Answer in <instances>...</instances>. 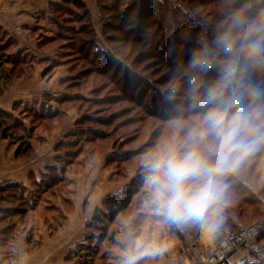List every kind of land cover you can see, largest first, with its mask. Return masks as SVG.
<instances>
[{
	"label": "rangeland",
	"instance_id": "rangeland-1",
	"mask_svg": "<svg viewBox=\"0 0 264 264\" xmlns=\"http://www.w3.org/2000/svg\"><path fill=\"white\" fill-rule=\"evenodd\" d=\"M78 1L85 8L75 4V0H70L72 3L51 1L48 5V12L52 13L48 31L40 28L32 34L21 27L3 28L0 24V45L5 48L1 51L4 63L0 68V100L14 99L15 94L20 96L9 107L12 118L0 127V169L19 174L32 168L25 181H12L0 186V226L11 225V244H17L22 231L26 233L29 244L23 253H17L16 248L9 249V240L4 250H10L9 264H25L35 248H50L58 235L62 238L61 232L68 235L67 231L76 229L69 218L76 217L80 212L83 219L81 225L84 227L86 220L88 235L85 243L77 245L65 258L71 264H105L106 260H101L107 247L116 248V252H122L120 256H124V245L119 242L122 236L135 245L140 241L144 245H156L160 250L161 264L164 261H169L165 263L169 264L178 259L169 254L170 246L178 243L166 234L164 223L158 217L162 214L151 202L154 188L149 183L148 165L165 156L169 150L177 153L185 151L183 145L189 132L200 128L203 115L211 106H192L194 97L189 81L192 74L197 76L195 78L200 81L197 82L199 92L196 95L202 98L208 85L203 71L191 64L187 72L171 73L174 71L172 65L167 67L158 61L154 64V57L141 59L142 52L147 50L143 42L128 41L129 37L137 38L142 32L139 28L143 29L137 19L147 10L136 8L139 5L137 2L166 7L154 8L155 12L149 13L152 16L148 17L145 12V16L141 17L149 24L148 34L155 33L161 50L165 36H170V33L176 36L171 31L168 33L166 26L176 25L183 20L182 16L188 14L200 15L205 28V32L198 34L200 38L209 36L212 32L207 29L216 25L223 34L220 36L227 35L231 39L236 54L254 58V61L258 58L261 63L264 56L258 52L264 49V9L253 12L252 4L244 5L227 20L219 21L218 15L222 11L213 8L216 3L207 0L200 4L196 0H135L132 21L115 30L109 27L103 29L101 15L110 18L111 12L102 10L101 3L96 0L94 4L92 0L88 5L87 0ZM128 9L131 10H120L128 14ZM84 17L86 20L80 21ZM161 23L164 30L158 34ZM238 23H244L243 28L232 33V29L238 28ZM82 24L87 27L84 32ZM64 26H67L66 29H63ZM142 26L146 28L147 25ZM183 29L185 32L188 25ZM242 30H245V35ZM255 32H263L257 39L260 48L256 53H252L248 43L238 47L236 41L243 38L246 41ZM34 35L38 37L33 50L29 51L28 44L20 49L18 40L24 36V40L34 43L31 41ZM214 35L217 37V32ZM90 40L95 42L94 49L103 53L99 59L83 49L86 41ZM186 47V44L182 45L176 51L180 54L179 58H186ZM102 62L104 68H100ZM129 69L136 75L125 76ZM221 77L213 83L219 82ZM236 82L240 83L239 78ZM19 86L21 88H15ZM259 86L262 90L263 87ZM227 92L241 96L239 109L248 106L247 86L238 85L234 91L230 86ZM151 109L157 110V115L164 119L157 118ZM232 114L233 111L229 117ZM250 125L257 130L256 126ZM4 127L8 128L6 135L3 134ZM212 142V137L204 141L206 144ZM208 155L212 161L215 160L213 154ZM263 162L254 155V150L246 155L234 153L230 159L232 166L217 175L219 199L211 205V209L208 208L213 217L209 225H205L206 228L212 226L210 232L214 230L216 239L212 245L219 244L226 231H236L235 224L250 227L264 220ZM237 178L241 179V184L245 182L242 184L245 190L236 185L234 180ZM127 182H133V189L123 192L121 197L116 196L114 204V199H111L115 196L112 194L116 192L114 187ZM230 184L237 186V191L241 190V193L238 194ZM258 199L261 200V215H258ZM98 200L100 205L96 206ZM115 211L117 213L111 220V213ZM5 214L7 220L3 222ZM134 216L140 217L137 225L131 224ZM198 221H189L185 225L208 251L207 248L212 245H206L192 231ZM220 222L224 226L220 227ZM123 225L127 226L126 230ZM0 228L3 230L4 227ZM39 232L45 236L40 237ZM182 237V250L186 251V239L183 234ZM128 242L126 245L131 247ZM260 242L262 253L241 249L234 252L228 260L229 264H264V235ZM80 246L90 247V250L77 253ZM186 254V264H192L188 251ZM114 255L115 251L111 257ZM208 256L211 259L210 250Z\"/></svg>",
	"mask_w": 264,
	"mask_h": 264
},
{
	"label": "clouds",
	"instance_id": "clouds-1",
	"mask_svg": "<svg viewBox=\"0 0 264 264\" xmlns=\"http://www.w3.org/2000/svg\"><path fill=\"white\" fill-rule=\"evenodd\" d=\"M218 46L225 55L235 57L233 43L227 35L219 37ZM250 47L252 53H256L260 43L254 41ZM193 65L204 72L215 66L207 53L194 60ZM237 70V63L230 62L220 81L208 86L202 98L196 95L199 86L193 80L190 88L194 97L192 106H211L203 115L200 128L189 132L183 145L185 151L177 153L169 150L165 156L148 165L149 183L154 188L151 202L167 220L176 224L203 219L208 208L219 199L216 177L232 166L230 159L233 154L246 155L264 142V133L256 136L257 130L251 127L248 117L239 110L241 96L227 92ZM234 109V114L229 117ZM249 136L253 138L249 139ZM207 137H212L213 142L204 143ZM208 154H213L215 160L212 161ZM156 250L154 244L144 245L140 241L135 254H125L124 264H136L140 256L152 255Z\"/></svg>",
	"mask_w": 264,
	"mask_h": 264
},
{
	"label": "trees",
	"instance_id": "trees-1",
	"mask_svg": "<svg viewBox=\"0 0 264 264\" xmlns=\"http://www.w3.org/2000/svg\"><path fill=\"white\" fill-rule=\"evenodd\" d=\"M65 1L68 3H72V2H70V0H65ZM75 1H76L75 4H77L78 6L82 5L79 7H84V4L82 2H80L78 0H75ZM106 1H108V0H97L98 4L101 3V9L102 10L111 12L110 18L104 16L103 14L101 15V20L103 23V29H105L106 27H109V28H113L116 30L117 27H119V26L129 25L130 21H132V19H131L132 13L134 11L133 9L135 8L134 5L136 4L135 0L134 1L131 0L132 2H130V0H111L109 3L103 4V2H106ZM202 1L203 0H196L197 4H200ZM207 1L211 2V3H216L213 8H219L216 10H219V12L222 11L218 15L219 21L227 20L229 17L234 15L236 10L240 9L244 5L252 4L253 12H255V11L257 12L259 9H264V0H207ZM137 3L139 5L136 8H144L145 10H147L145 12H147V14L149 15L148 17L152 16V14H149V13H151L153 11L155 12L156 8H158V9L166 8L164 6L162 7L161 5L153 6L152 4L150 5V3H147V2H140V3L137 2ZM149 7L152 9H154V8L155 9L150 10ZM121 8H131V10L128 9L129 12L127 14L125 10L121 11L120 10ZM222 8H226V9L223 11ZM145 12H143L141 14L140 18L137 19L141 23V27L143 28V29L139 28V30H141L142 32H140V34L137 35L138 36L137 38L134 37V38L130 39V37H129V39H128V41H130V40L132 41V39H134L132 42H140V43L143 42V44L147 47V50L142 52V54H141L142 58L141 59H143L144 57H154V59H155L154 64H155V61H158L159 63H163L167 67L173 66L174 71L171 73L180 74V71H182V70H185L186 72L188 71V69L190 70L191 64H193L194 59L202 58L207 53V54H209V57L213 60L214 65H215L213 68L209 69L207 72L203 71L205 73V75H204L205 76V78H204L205 82H207L206 84H208L207 87L210 85H213L214 84L213 81L215 79L219 78L221 75H223V73L226 71V68H227V65L229 64V62H236L238 70H237L236 78L232 84L233 86L231 85L232 91H234V88H236L238 85H242V84L247 86L249 89V92L246 93V95H247L246 96V102H247V104L248 103L249 104L247 107L240 108L239 110H241L248 117L249 123H251L257 127V131L255 133L256 136H259L260 134L264 133V62L261 63L258 58H256V60H255L257 62H255L254 58H249L248 56H245V55H242V56L238 55L235 53L234 48H233V53L236 54L235 57L225 55L220 50V48L218 46V39H219V37H221L220 34L222 32H220L218 30V27L215 24H213L215 26H210L209 29H207V31L210 30L212 32V33H209V36H205V38H203V37L200 38L199 37L200 35H198V34L201 31L205 32L204 20H203V17H201L200 15H198L199 17H197L195 15L188 14V16H182L181 18L183 20H179L176 25H173V23H172V24L166 26L167 32L170 33V31H171V32H173V34H176V36L174 37V35H171V33H170V36L169 35L165 36L164 43L162 44L163 49L161 50L159 44L156 43L155 33L154 34H152V33L148 34L147 29H149L148 28L149 24H148V22L146 23L141 18V17L145 16ZM85 20H86V17H84L80 21L84 22ZM133 22H135V20H133ZM163 23L160 24V27L157 30L158 34L164 30ZM244 23L243 24L238 23L237 24L238 28L235 27L234 29H232V33L238 32L240 28H243L242 26L244 25ZM142 25H147V26L145 28ZM185 25L186 26L188 25V29L184 32L183 26H185ZM66 27L67 26H64L63 29H66ZM86 28H87L86 25L82 24V28H81L82 32H84V30ZM72 30L77 31L75 28H72ZM261 31H263V30H261ZM215 32H217V37H215V35H214ZM242 32H243V35L246 34L245 30H242ZM242 32H241V34H242ZM230 33H231V31L229 32V34ZM132 34H131V36H132ZM262 34H263V32L262 33L255 32V33L249 35V37L246 41L245 40L243 41V39H244L243 38V39H239L238 41H236V43L238 44V47L240 44H243V43H248V45L250 46L254 41H258L257 39L259 38V36L261 37ZM183 35H185L184 38H183ZM221 35H223V34H221ZM108 39H109V37H108ZM205 39H207V40H205ZM139 40H141V41H139ZM185 44L187 46L186 47V49H187L186 50V58L181 59V58H179L180 54H178L176 51H178L179 48ZM94 46H95V42H93V40L92 41L90 40L89 42L86 41V43L83 45V49H85V51H86V53H88V55L92 54L94 57L99 59L103 53H101L100 51H96L94 49ZM4 49L5 48H3L2 45H0V68L2 67V65L4 63L3 55L1 54V51H3ZM258 53L260 55H262V57H263L264 56V49H263V51H259ZM103 63L104 62H102L100 64V68H104L105 65ZM129 70L126 71L125 76H128V75L132 76L133 74H135L132 70H130V71ZM199 71H201V70H199ZM195 77H197V76H193V74H192L191 79L189 81L190 82L189 85L192 84L193 80H195L196 82L200 81V80H197L198 78H195ZM135 78H136V76H135ZM137 78H138V76H137ZM178 78H179V76H178ZM238 78L240 80V83L236 82ZM189 85L187 84V87H189ZM259 85H261V87H263L262 90L260 89ZM151 110L154 111L153 114H155L157 118H160L161 120L164 119V118H162V116L157 115V110H154V109H151ZM233 112H235V109L233 110ZM40 115H42V114H40ZM36 116H38V114ZM11 118H12L11 113H9L8 111H4V110L0 109V127L3 126L5 121H7L8 119H11ZM16 124L19 125L18 122H16ZM7 131H8V128L4 127L3 134L6 135ZM251 138H253V137L250 136V139ZM254 155L257 156L259 160L264 161V142H261V144L257 146V148L254 150ZM213 161H214V159H213ZM263 166H264V162H263ZM234 182L236 183V185L239 184V186H241L245 190V186L242 185L243 183L245 184V182H242V184H241V179L237 178L234 180ZM230 185H231L230 187L232 189L237 191V188H236L237 186L235 187V186H233V184H230ZM14 187H16V186H13V188ZM240 191L241 190H238L237 193L238 194L241 193ZM261 191H263V189L260 190V194H261ZM116 198H117L116 196H113L111 198V199H114V204L116 203ZM245 201H247V200H245ZM249 201H250V199H248V202ZM260 201H261L260 199H258L256 201L258 209H259ZM121 202L123 203V201H121ZM1 209H3V208H1ZM120 209H122V208H120ZM116 213H117V211L111 213V218H110L111 220L114 219L113 217H114V215H116ZM260 213H261V210L259 209L258 215H261ZM6 216H7V214L3 215L2 216L3 220H1V221L5 222L7 220ZM0 227H4V228H2L3 230H0V264H3L5 261H9L11 259L10 254H9L10 250L5 251L4 248H6L8 241L12 240L11 238L13 236V232L11 230L10 224H7V226L4 225V226H0ZM79 248L80 249H78L77 253H81V251L85 252L87 250H90V247H87V246H80ZM86 255L92 256L91 253H87ZM80 264H84V263H80Z\"/></svg>",
	"mask_w": 264,
	"mask_h": 264
},
{
	"label": "crops",
	"instance_id": "crops-1",
	"mask_svg": "<svg viewBox=\"0 0 264 264\" xmlns=\"http://www.w3.org/2000/svg\"><path fill=\"white\" fill-rule=\"evenodd\" d=\"M51 1H55V0H0V13L3 14V16H1L0 14V24H3V28L21 27V29H23L24 31L25 30L30 31L32 34L33 33L36 34L35 31L40 28L44 29L45 31H48L49 25H50L49 21L51 20L50 18L52 17V13L48 12L50 11V9L48 8V5L49 3L51 4ZM93 2L94 4H96V0H93ZM86 3H88L89 5V3H92V0H87ZM4 6L10 7V8H3ZM39 16H42V17H39ZM31 37L33 38L31 39V41H34V43H29L26 40H24V36L18 40L20 49H22V47H25L28 44L29 51L33 50L34 45L36 44L35 42H37L35 41L36 37L38 36L34 35ZM15 88H21V86L15 87ZM18 98H20L18 94H15L14 99L13 98L12 99H8V98L2 99L1 98L2 100H0V109L4 111H8L12 103L16 101ZM0 164H2V161H0ZM23 164L25 163H22V165ZM25 165L28 166V164H25ZM34 165L36 164H33L32 166ZM31 169L32 168H28L27 170L19 174H15L12 171H9L7 169H0V186L5 183L12 182V181H25L27 178V173L31 171ZM118 185L119 184L116 185L117 187L116 186L114 187L116 188L115 190L117 193L112 192V194H115V196L117 197H121V194H123V192L129 189H133L134 184L133 182L132 183L127 182V183H121V186L119 185V187ZM105 198L106 197H104L103 200ZM65 200L68 202L70 201V199L68 198H65ZM95 204L96 206H99L100 201L99 200L96 201ZM211 207L212 206H210V209ZM77 217L79 219H77ZM81 217L82 216L80 212L77 214L76 217L71 216L69 219H71V223L72 225H74L76 229L67 231L69 232V233L66 232L68 235H66L65 232H61L62 238L65 235L64 238L62 239L58 235L56 238L57 240L55 241V243H53L50 246V248L49 247L45 248L46 246L43 248H35L34 249L35 251L31 253L29 260L25 264H71V262H69L68 259L65 260V258H68V255L71 252V250H74L77 245L85 243V240L87 239L86 236L88 235L87 231L85 230L86 220H84V224H83L84 227H82L81 223L83 219ZM158 217H160V220L164 223L166 234L167 235L169 234L170 237H174L173 238L175 239L174 241L179 244V245L173 244V246L172 245L170 246V249H169L170 256L172 255L174 257H177L178 259L176 261L173 260L169 264H186L184 255L187 256V254H186V251L182 250V246H181L182 241H183V237L181 234L182 232L180 231L181 224H176L170 220H167L162 215ZM212 217L213 215L209 213L208 211L203 217V219L200 220V222L198 221L197 224L193 225L192 231L195 234H197L199 238L202 239L206 245H212V243H214L216 239V237L213 236L214 230L212 229V232L209 231V229H211L212 226L208 228L205 227V225H209L208 224L209 220H211ZM132 221L133 222H131V224L137 225L138 224L137 222L140 221V217L136 218V216H134ZM219 226L220 227L224 226V224L220 222ZM122 228H125L126 230L127 226L123 225ZM18 229L17 231L20 232L21 229L20 228ZM39 235H41L40 237L42 238L45 236L42 232ZM33 240L34 242L36 241L35 239ZM127 240L128 238L124 236H122V238L120 237V240H119V242L122 245H124L123 248H125L124 249L125 252H123L124 256H120L122 252H116L117 250L116 248L107 247L105 255L102 258L103 260H101V262L106 260L104 262L105 264H124V260L126 259L125 254L126 253L135 254V251L137 248V245L133 244L132 241L128 242ZM127 242L130 244L131 247H128V245H126ZM115 247H119V246L116 245ZM27 248H29V244L27 243L26 233L24 234L23 231L20 232V238L19 240H17V244L15 243L11 244V241L9 243V249L11 251L15 249L17 253H23V250H26ZM113 248L115 250H112ZM155 248L158 249L157 247ZM122 250L123 249H121V251ZM140 250L141 251L143 250V245L141 246ZM114 251H115V255L111 257V254ZM159 252L160 250H156L155 253L152 255L140 256V258L136 260V264H161V259L159 258L160 257ZM119 257L122 259L118 260ZM10 260L5 261L3 264H9ZM168 262L169 261L167 262L164 261V264ZM76 263L77 262L73 264H76Z\"/></svg>",
	"mask_w": 264,
	"mask_h": 264
},
{
	"label": "built area",
	"instance_id": "built-area-1",
	"mask_svg": "<svg viewBox=\"0 0 264 264\" xmlns=\"http://www.w3.org/2000/svg\"><path fill=\"white\" fill-rule=\"evenodd\" d=\"M235 226L236 231L232 233L226 231L225 238L219 244L207 248L210 250V259L209 250H204L203 245L185 223L181 224L180 231L186 239V251L191 256L192 264H229L228 260L234 252L241 249L249 253H262L260 240L264 235V220L250 227L239 224Z\"/></svg>",
	"mask_w": 264,
	"mask_h": 264
}]
</instances>
